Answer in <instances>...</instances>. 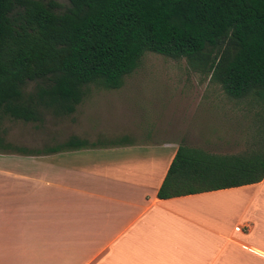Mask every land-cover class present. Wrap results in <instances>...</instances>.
<instances>
[{"label": "trees", "instance_id": "trees-1", "mask_svg": "<svg viewBox=\"0 0 264 264\" xmlns=\"http://www.w3.org/2000/svg\"><path fill=\"white\" fill-rule=\"evenodd\" d=\"M0 0V121L64 116L89 86L116 89L145 51L217 84L251 117V141L234 154L179 143L158 198L264 179V0ZM89 143L77 136L41 150ZM40 153L3 142L0 152Z\"/></svg>", "mask_w": 264, "mask_h": 264}, {"label": "crops", "instance_id": "crops-1", "mask_svg": "<svg viewBox=\"0 0 264 264\" xmlns=\"http://www.w3.org/2000/svg\"><path fill=\"white\" fill-rule=\"evenodd\" d=\"M81 134V148L0 152V264H264V179L158 198L176 140Z\"/></svg>", "mask_w": 264, "mask_h": 264}, {"label": "rangeland", "instance_id": "rangeland-1", "mask_svg": "<svg viewBox=\"0 0 264 264\" xmlns=\"http://www.w3.org/2000/svg\"><path fill=\"white\" fill-rule=\"evenodd\" d=\"M53 1L57 10L67 6L66 0ZM88 88L68 115L43 113L39 122L3 116V142L43 149L90 129L95 143L173 139L207 152L234 154L247 149L251 141V117L244 105L228 99L217 84L191 70L183 58L145 51L119 88ZM253 198L264 215V185Z\"/></svg>", "mask_w": 264, "mask_h": 264}]
</instances>
